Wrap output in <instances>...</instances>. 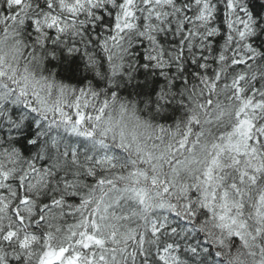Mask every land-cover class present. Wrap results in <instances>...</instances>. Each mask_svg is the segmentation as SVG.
Segmentation results:
<instances>
[{
	"label": "snow or ice",
	"instance_id": "6c2138e0",
	"mask_svg": "<svg viewBox=\"0 0 264 264\" xmlns=\"http://www.w3.org/2000/svg\"><path fill=\"white\" fill-rule=\"evenodd\" d=\"M0 264H264V0H0Z\"/></svg>",
	"mask_w": 264,
	"mask_h": 264
}]
</instances>
